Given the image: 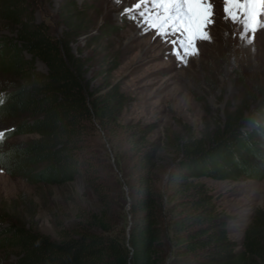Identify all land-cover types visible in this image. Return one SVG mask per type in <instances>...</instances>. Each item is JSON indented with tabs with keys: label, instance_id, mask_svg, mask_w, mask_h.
I'll use <instances>...</instances> for the list:
<instances>
[{
	"label": "trees",
	"instance_id": "trees-1",
	"mask_svg": "<svg viewBox=\"0 0 264 264\" xmlns=\"http://www.w3.org/2000/svg\"><path fill=\"white\" fill-rule=\"evenodd\" d=\"M59 13L63 30L55 38L45 23L36 21L34 0H0V23L13 34L8 39L10 62L0 65L13 78L1 114H22L18 132L37 135L22 153L23 161L37 168L29 176L43 184L79 180L100 194L89 139L97 129L110 140L124 138L127 158H135L129 185L132 220L126 229H117L102 215L91 214L62 227L53 239L0 211L1 232L15 253L7 264H264V209L236 242L228 238L226 222L211 213L210 194L197 181L236 180L247 173L250 161L243 151L256 149L253 135L264 120L262 107H251L248 94L199 137L187 131L165 136L162 146L148 142L149 126L119 123L126 104L120 87L106 76L94 84L89 59L72 49L87 31L85 10L63 0ZM37 60L44 72L36 69ZM165 150L172 158L161 192L155 185L154 159ZM117 156L119 160L123 154ZM167 240L169 256L163 247Z\"/></svg>",
	"mask_w": 264,
	"mask_h": 264
},
{
	"label": "rangeland",
	"instance_id": "rangeland-1",
	"mask_svg": "<svg viewBox=\"0 0 264 264\" xmlns=\"http://www.w3.org/2000/svg\"><path fill=\"white\" fill-rule=\"evenodd\" d=\"M70 1L85 10L87 20V31L72 43L73 51L89 59L88 75L94 78V84L106 76L120 87L126 104L119 123L149 126L148 142L162 146L165 136L180 137L187 131L199 137L214 128L218 119H224L226 110L237 106L248 94L250 106L259 105L264 110V30L242 28L225 19L223 0H214L215 22L209 29L210 39L198 41L197 55L191 57L165 43L168 37L142 30L143 22L134 11L138 0ZM62 2L34 0L36 21L45 23L55 38L63 30L59 13ZM142 11L144 20L155 19L148 5ZM12 35L0 23L1 66L10 62L12 47L8 39ZM35 67L45 71L38 60ZM12 80L0 67L1 98L11 91L6 87ZM5 103L3 99L0 106ZM22 121V114L2 115L0 109V211L53 239L62 227L91 214L102 215L113 228L126 229L132 220L129 185L135 174V158H127L130 152L126 140H110L99 129L89 139L94 174L101 184L97 194L79 180L61 186L34 182L29 174L37 168L23 161L22 152L37 135L19 133ZM258 124L253 135L256 149L243 151L250 161L246 174L236 180H197L210 194L211 213L226 222L228 238L236 242L242 239L255 214L264 209V120ZM118 154H123L119 160ZM171 158V152L165 150L154 159L155 185L161 192L165 190ZM163 202L169 206L166 199ZM6 242L0 229V264L15 259L14 250ZM170 245V240L163 244L167 256Z\"/></svg>",
	"mask_w": 264,
	"mask_h": 264
},
{
	"label": "snow or ice",
	"instance_id": "snow-or-ice-1",
	"mask_svg": "<svg viewBox=\"0 0 264 264\" xmlns=\"http://www.w3.org/2000/svg\"><path fill=\"white\" fill-rule=\"evenodd\" d=\"M145 4L155 17L151 22L143 19ZM223 5L225 19L242 28L264 30V0H223ZM134 11L143 22L142 30L168 37L164 42L182 50L186 57L197 55V42L210 39L209 29L215 22L214 0H138Z\"/></svg>",
	"mask_w": 264,
	"mask_h": 264
},
{
	"label": "clouds",
	"instance_id": "clouds-1",
	"mask_svg": "<svg viewBox=\"0 0 264 264\" xmlns=\"http://www.w3.org/2000/svg\"><path fill=\"white\" fill-rule=\"evenodd\" d=\"M1 92H2V91H1ZM9 92H10V91H9ZM6 94H7V93H5V95H4V97H3V98H5ZM1 108H2V106L0 107V109H1Z\"/></svg>",
	"mask_w": 264,
	"mask_h": 264
}]
</instances>
